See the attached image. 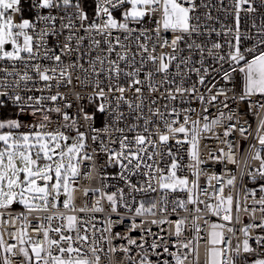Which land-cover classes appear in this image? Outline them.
Wrapping results in <instances>:
<instances>
[{
    "label": "snow or ice",
    "instance_id": "obj_1",
    "mask_svg": "<svg viewBox=\"0 0 264 264\" xmlns=\"http://www.w3.org/2000/svg\"><path fill=\"white\" fill-rule=\"evenodd\" d=\"M94 9L93 18L90 19L89 13L84 9L83 0H30L29 8L36 10L37 20L43 22L44 28H42L38 34V37L30 33V29L36 28V23L32 20L21 17L20 22H16L13 15L10 13L22 14L23 12V0H0V61H7L12 64V71L0 69L3 75H0V88L5 89L0 91V98H7L18 110L19 114L31 115L32 117L40 116L37 123L28 125L29 131H18L22 124L18 118H4L0 119V209H8L14 202L22 204L28 214L35 212L47 213L49 208H56L58 206L59 198L64 195L66 199L63 200V207L70 211H75V205L73 203V184L81 176V168L85 169L84 177L89 178L90 164H86V161H92L93 156L85 151L86 137L85 133L79 130L78 120L75 117H70L67 112H64L61 107H46V101L56 102L65 99V94L57 91L51 95H21L16 92L15 89H19L23 86L26 91H44V89H50L52 82H55L57 88L71 87L73 76L72 72L79 69L81 76H76V80L81 86L91 83L94 89H97L89 100L94 98H100L104 103H99L97 111L103 113L106 109V104L111 94L115 100V107L112 109L114 113L112 125H105L103 131H108L109 127H112L114 131L121 134L119 140V151L110 149L106 145H101V150L108 152V163L118 164L120 168L119 176L122 180L126 181L128 187L132 192H156L158 188L162 193L160 196L161 212L168 210L167 195L169 192L184 191L188 193L187 199L173 201L172 212H175L177 208L184 211L188 210V206H193L194 212H199L201 209L198 207L203 201L199 199L197 193L199 172L193 167V175L197 177L196 180L191 182L189 186V180L187 177H180L177 175V170L180 168V164L177 162L171 149H168L167 155L172 157L170 167L165 174L164 169H157L154 164H148V160H152L158 153L155 151L157 147V140L153 139L156 133H160L158 136V142L162 146H167L170 139L176 138L179 134H183L184 139H176L177 144L187 143L190 145L189 155L195 164H200L199 159V137L201 131H210L211 127L208 123H204L202 129L198 126L199 121H191V127H188L190 121L188 116H184L183 123L179 122V113L175 108H172L171 114L177 118L171 121L165 119V114L160 112L159 108H155V100L151 101L149 106V112L153 116H159L162 124V129L155 127V121L150 117L143 115V109L145 107L144 100L146 99L142 95V85H146L150 93L159 91L157 87L154 75L155 73L164 74V79L160 81L161 85L175 84V80L168 79V72L172 62L179 59V63L176 64V68L179 72L181 65H188L190 58L182 57L178 58L175 54L161 53L156 56L155 50L157 44L161 48L171 47L173 53L178 50V45L185 39L187 34L189 37L194 33H199L200 25L198 21L200 16L195 15L197 10L196 0H93ZM255 0H233L235 9V33L233 39L235 43L229 42V52L227 57H219L220 60H230L235 67L232 68V72L239 71L244 75V90L243 95L240 96V100H247L248 98L259 95L264 98V51H258L257 45H264V19H262L261 25L258 28V36L256 37L257 44L253 48L245 49L241 52V34H240V13L243 9L246 12L253 13L257 11V7L253 4ZM128 5L129 7H125ZM247 5L245 8L244 6ZM202 7H208L207 4H201ZM259 7H264V0H259ZM40 10H47L46 15H41ZM53 10H59L62 15H53ZM120 12L121 19H118L114 13ZM160 13V19L155 21V37L148 35V30L142 29L139 35L135 36L136 47L140 50L139 67L136 66V53H129V45L125 41L129 40L132 34L136 31L131 28L130 24L143 23L146 17H153L155 13ZM205 15H208L207 13ZM210 18V17H209ZM98 20H102V23H98ZM57 21H59V29H57ZM197 21V23H193ZM77 24L79 29L83 30L85 36H77ZM253 27H257L255 23ZM67 31L65 37V43L60 47L57 41L56 47L60 48V54H57L55 48H49L46 38L49 35L59 36ZM114 31H121L125 33L123 41L119 35L114 36ZM171 32L173 36L171 40L167 37H162L161 32ZM212 31H215L213 29ZM228 31H232L229 29ZM100 36L102 39H96L93 35ZM176 33H180L176 35ZM227 34V33H226ZM141 37L144 38V42H141ZM89 39V51L77 56L75 61L64 64L62 57L66 54L71 57L74 52H80V45L85 40ZM76 41V46L73 48L72 41ZM152 40L151 48L149 51L148 41ZM107 45L106 48H101V43ZM11 46L10 50L6 46ZM116 46H119L122 51H116ZM189 50H199L203 53L204 48L196 44L193 40L192 43L187 45ZM43 48V52L40 49ZM221 44L213 43L212 49H220ZM92 50H99L101 54H97L94 57L90 55ZM182 51V50H180ZM211 52V50H209ZM115 53L116 59H111V55ZM247 54L251 55V59L247 58ZM146 54V55H145ZM83 55H89L88 67L85 68L79 61ZM38 57L52 61L51 66H42L40 63H30L37 60ZM20 62L24 66L23 71L16 69V63ZM121 62L130 67L131 70L125 71L121 67ZM203 57L201 58V63ZM151 63L154 71H149L144 74V78L140 79V73L145 66ZM39 81L44 82L43 89L35 88V80L33 75ZM192 71L200 72L199 68H192ZM204 72L207 73L208 69L205 68ZM93 77L90 81L89 77ZM9 77H15V79L9 80ZM103 77V79H101ZM125 78L130 81L127 87L120 83L121 78ZM225 81L231 80V74L225 72L223 75ZM106 81V83H105ZM33 84L32 88H29V83ZM205 77L200 76L199 83L204 84ZM183 77H181V84L169 90L164 88L165 99L176 100L177 94L183 96L185 93L195 94L197 89L195 84L190 88L183 87ZM104 85L103 87L101 85ZM107 88V91H105ZM11 90V91H9ZM134 90L139 99V103H133L125 97V92ZM211 91V89H209ZM80 95L77 93V99H80ZM201 102L204 101L203 95L196 97ZM227 98V97H226ZM217 96L213 95L210 98L209 103L216 101ZM121 103L128 104L130 110L133 113H138L134 116V119L139 121L143 120V125L136 123L128 126V132H135L136 134L129 138L124 135L125 128L115 127V125L123 121L125 116L119 112V106ZM65 108H71V103H66ZM164 107H167L166 105ZM227 107V105H225ZM5 108V100L0 99V109ZM31 111H28V110ZM264 109V102L256 101L249 103V110ZM83 111V109H80ZM185 112L190 111L185 109ZM207 111V109H205ZM52 112L62 113L63 123L60 124V128L49 131L46 130L51 123ZM255 115H259V112H254ZM223 115V113H221ZM83 119L90 121L93 119L92 115L87 112L84 113ZM206 120L207 117H204ZM233 116L227 117L228 121H232ZM218 123L217 120H213L212 124ZM152 124L151 131L149 125ZM179 124V126H176ZM142 127V131L137 132V128ZM75 129V137L66 135L65 131L60 129ZM7 129V131H5ZM260 129H264V117H261L260 123L257 127V134L255 139L257 144H252L249 149V155L254 160L260 161L259 168L254 172L249 173L250 179L256 181L258 179H264V135H260ZM237 131L235 124H229L223 131L225 138L232 135ZM241 136H245L247 133L251 135L248 128L240 127L238 129ZM147 133V135H145ZM190 137V138H189ZM245 138H247L245 136ZM93 141L99 139L98 132L92 136ZM73 141L68 143V141ZM223 143L228 144L229 151L223 152L220 157H213L211 153L209 156L213 159L220 161L227 160L229 163L235 164L236 159L231 151L232 143L227 139ZM148 145H151L152 151L149 152ZM255 149L252 154L251 149ZM43 162V163H41ZM147 169V171H143ZM157 171H159V178L157 179ZM141 175L147 177L144 181L146 186H137L131 182V177ZM243 176V174H241ZM216 179L220 181L222 178L217 176H209L208 182L211 185V181ZM42 181L43 184L38 183ZM236 181V176H231L227 180L229 186L233 185ZM257 189H250L249 195L253 197L256 195ZM259 191L264 192V184H260ZM88 192H99V189H86L85 195ZM224 184H220L221 195L217 196V204L215 206L209 205V209L214 215L220 216L225 222L231 223L232 217V203L233 197L223 195ZM119 194V196H118ZM102 198H106L109 202V206L112 213H116L119 206L124 207L128 211H132L131 204L124 199V190L118 189L117 192L108 194L104 193ZM132 202L135 201V197H132ZM255 204L261 206L260 211L264 212V196H261L259 200L254 201ZM99 200L96 201L92 208L82 207L80 212H103L104 208L99 206ZM156 201H150L147 206L144 201H139L135 207L134 214L136 217H144L146 215H155L154 209H156ZM237 213L240 210L239 201L236 204ZM247 211L248 209L245 208ZM255 208L252 209L254 214ZM4 215L0 212V218ZM14 219L27 220V216L24 213H20ZM198 217L194 216L192 220L193 228L196 233L200 232L199 226L196 224ZM239 222V215L236 217ZM56 220L59 223L55 227H52V222ZM117 223L116 221H109V227L105 229V232L111 233V225ZM144 221H141L143 224ZM152 224H164L169 223L167 220L150 221ZM176 237H179L183 232L184 219L176 220L175 222ZM29 225L25 224L18 231V233H9V236L16 240L17 243H7L3 234H0V264H12L11 257L16 256V249L19 247V253L24 257V264H100L101 252L105 250L101 247L100 240H107L110 242L111 236H101V238L94 239L88 234V228L86 222L78 218L75 215H64L63 213H57L54 215H46L43 218H38L35 226V232L37 235L42 233L43 240L35 241L28 235ZM94 227V226H93ZM138 225L133 221L130 225V230L137 229ZM226 227L224 223H213L211 225V231L207 237V264H236V257L241 255V251L244 254L256 253L257 249L264 250V235H258L254 237L256 248H253L249 243V232L251 229L259 228L264 230V221L260 224H248L241 230L244 233L245 239L241 245L237 244L232 246L230 238L226 240L223 229ZM228 232H235L234 228H227ZM144 235L141 237V243H137V240L127 238V246L119 245L112 246L107 249L105 256L109 253L127 254L131 251L130 246H135L143 249L144 245L148 243L145 236H153L150 228H144ZM50 233H55L58 238H54ZM67 233V234H66ZM74 233V235H73ZM116 238L125 239L120 233H116ZM196 239V238H194ZM199 239H203L199 237ZM185 249L194 251L193 240H188L181 245ZM148 247L153 250L157 257L162 254L156 252L157 248L161 245L157 244L154 240L148 244ZM163 253H167L175 261V264H184L187 256H181L177 252H169L167 246H163ZM224 257H228L224 259ZM129 264H135V261L131 256H128ZM139 264H170L167 259L153 261L147 254H142L139 260ZM245 264H264V251H262L257 257L250 262L245 259Z\"/></svg>",
    "mask_w": 264,
    "mask_h": 264
},
{
    "label": "built area",
    "instance_id": "obj_2",
    "mask_svg": "<svg viewBox=\"0 0 264 264\" xmlns=\"http://www.w3.org/2000/svg\"><path fill=\"white\" fill-rule=\"evenodd\" d=\"M27 9L23 5L22 14L10 13L13 15L14 20L18 23L21 20V17L32 20L36 23L35 29H30L29 32L35 34L38 37V34L42 28H44L43 22L37 20L36 18V10L30 9L29 4L30 0H27ZM198 5L195 15L200 16V20L198 21L200 25L199 33L192 34L189 37L187 34L185 35V39L180 42L178 45V50L173 53L171 47L161 48L159 44H157L155 55L159 56L162 52L168 54H175L178 58L187 57L190 58L188 61V65H181V68L178 72L176 68V64L179 63V59L177 61L172 62L168 72V79L175 80V84H164L161 85L160 81L164 79V74L155 73L154 78L159 88V91L155 93H150L146 85H142V95L146 99L144 100L145 107L143 109V115L146 117H150L151 120L155 121V127L162 129V124L159 116H153L151 112H149V106L151 105V101L155 100V108H159L160 112L165 114V119L171 121L176 119L177 117L171 114L172 108L176 109V112L179 113V122L183 123L184 116L189 117V125L191 127V121H199V127L202 129L204 123H208L211 127L210 131H201L199 137V159L201 160L200 164H195L189 155L190 145L187 143L177 144L176 139L183 140V134H179L176 138L170 139L167 146H162L158 142V136L160 133H156L153 136L154 140H157V147L155 151L158 153L152 160H148L146 158V162L148 164H154V167L157 169H164L165 174L167 173L172 157L167 155L168 149H171L173 156L177 159V162L180 164V168L177 170V175L180 177H187L189 180V186H191V182L196 180L197 177L193 175V167L199 172L198 178V188L197 193L199 195V199L203 201L202 204H199L198 207L201 209L199 212L193 211V206L189 205L188 210L184 211L182 209L177 208L175 212H172L173 201L175 200H186L188 193L184 191H176L169 192L167 195L168 200V210L166 212H161V204H160V196L161 192L158 188V184L156 185V192H132L128 187L126 181L122 180L119 176L120 168L118 164H109L108 157L109 153L101 150V145H106L110 149H115L119 151V140L121 138V134L113 130L112 127H109L108 131H103L105 125H112V120L114 113L112 109L115 107V100L112 95H109V100L106 104V111L101 113L97 111V107L99 103H104V101L100 98H94L93 100H89V96H91L97 89H94L91 83L87 85L81 86L79 82L76 80V76H83L79 69H76L72 72L73 81L71 87H60L57 88L55 82H52V87L50 89H44V91H26L23 86L19 89H15L16 92L21 95H51L55 94L57 91L65 94L64 100H57L56 102L46 101V107H56L59 106L62 108L64 112H67L70 117H75L78 120L79 130L85 133L86 144L87 147L85 149L86 152L93 156L92 161H86L84 163L90 164V173L89 178L84 177L85 169L81 168V176L75 181L73 184L74 192H73V203L75 205V211H70L63 207V200L65 199L64 195L62 196V200L59 198L58 206L56 208H49L47 213L44 212H35L32 214H28L25 208L21 205L18 206H10L8 209H0V212H3L4 215L0 218V234H3V238L7 243H17L16 240L12 239L9 236V233H18V231L22 228L23 225L28 224L29 227L27 229L28 235L33 238L35 241H42L43 235H37L35 232V226L38 218H43L46 215H54L57 213H63L64 215H75L78 218L82 219L86 222V227L88 228V234L92 236L94 239H100L101 236H111L110 242L107 240H100L101 247L107 252V249L112 246L125 245L127 246V238L137 240V243H141V237L144 235V228H150L153 236H145L148 243L144 245V248H138L135 246H130L131 251L127 254L119 253L112 254L109 253L108 256H105V252H101V260L100 264H129L128 256H131L135 261V264H139V260L142 254H147L150 259L153 261L167 259L170 261V264H175V261L172 259L170 255L167 253H163V246H167L169 248V252H179L181 256H187L184 264H207L208 256H207V237L209 232L211 231V225L213 223H224L226 227L223 229L226 240L228 238L232 241V246L235 247L237 244L241 245L245 239L243 231H241L245 225L248 224H260L264 221V212L260 211L261 206L259 204H255L254 201L259 200L261 196H264V192L259 191L260 184H264V179H258L253 181L249 177V173L254 172L259 168L260 161L254 160L249 155V149L252 144H257L258 141L255 139L257 134V127L260 123L261 117H264V109H253L249 110V103H254L256 101L264 102V98L259 95H254L247 100H240V96L243 95V75L239 71L232 72V68L235 65L232 64L230 60H220L219 57H227L229 52V42L235 43L233 36L235 33V9L233 0H196ZM201 4H207L208 7H202ZM84 9L89 13L90 19L93 18L94 13V3L93 0H83ZM254 7H257V11L253 13H249L241 10L240 13V34H241V52H244L245 49L253 48L254 45L257 44L256 37L258 36V28L261 25L262 19H264V7H259V0H255L253 4ZM125 7H129L125 5ZM245 8L247 5L244 6ZM208 15H205V14ZM41 15H46L47 10H40ZM53 15H62L63 13L59 10H53ZM114 15L121 19L120 12H115ZM210 17V18H209ZM160 19V13H155L153 17H146L143 23L130 24L131 28H134L136 31L132 34L129 40L125 41L129 45V53H136V66L139 67V61L141 59L139 53L140 50L136 47L135 36L139 35L142 29L148 30V35L150 37H155V21ZM98 23H102V20H98ZM193 23H197V21H193ZM257 27H253V24ZM57 29H59V21H57ZM215 29V31H212ZM231 29L232 31H228ZM227 33V34H226ZM67 31L65 30L63 34L59 36L49 35L46 38L48 47L55 48L57 54H60V48L56 47L57 41L59 42L60 47L65 43V37L67 36ZM77 36H85L83 30L79 29V24H77ZM180 33H176L179 35ZM96 39H102L100 36L95 35ZM113 35H119L121 40L123 41L125 33L121 31H114ZM162 37H167L171 40L173 33L171 32H161ZM195 41L196 44L201 45L204 48L203 53L199 50H189L187 45ZM141 42H144V38L141 37ZM152 40L148 41L149 43V51L152 50L151 44ZM73 48L76 46V41L71 42ZM89 39H85L80 45V52H74L71 57H68L66 54L62 57L63 63L68 64L77 59V56L89 51ZM213 43L221 44L220 49H212ZM11 47V46H10ZM107 45L101 43V48H106ZM10 49V48H8ZM258 51H264V45H257ZM182 50V51H180ZM211 50V52L209 51ZM116 51H122L119 46H116ZM40 52H43V48L40 49ZM97 54H101L99 50H92L90 52L91 56H95ZM146 55V54H145ZM247 58L251 59V55L247 54ZM203 57V62L201 63V58ZM111 59H116L115 53H113L110 57ZM89 55H83L82 59H80V63L84 65L85 68L88 67ZM30 63H40L42 66H51L53 64L52 61L43 59L38 57L37 60L31 61ZM121 67L125 69V71L131 70L130 67L121 62ZM7 69L8 71H12V64L7 61H0V69ZM192 68H199L200 72L192 71ZM207 68L208 72L205 73L204 69ZM16 69L19 71L24 70V66L22 63H16ZM35 80V88L43 89L44 82L39 81L38 78L35 77V73L31 72ZM149 71H154L151 63L143 68L140 73L139 78L143 79L144 74ZM225 72H229L231 74V80L225 81L223 79V75ZM0 75H3L0 72ZM200 76L205 77L204 84L199 83ZM181 77H183L184 83L183 87L190 88L193 84L197 89L196 93H185L183 96L177 94L176 100H168L165 99L164 88H168L171 90L172 88L179 86L181 84ZM15 79V77H9V80ZM93 77H89L91 81ZM103 79V77H101ZM106 83V81H105ZM120 83L127 87L130 83L129 80L125 78H121ZM104 86L103 84L101 85ZM33 84L29 83V88H32ZM211 89V91H209ZM5 89L0 88V91H4ZM11 91V90H9ZM107 91V88H105ZM77 93L80 95V99H77ZM125 97L133 102L139 103V99L137 98V94L134 90L126 91ZM203 95L204 101L201 102L196 97ZM216 95L217 100L209 103L211 96ZM227 97V98H226ZM5 100V104H9L12 106L11 102L7 100V98H0ZM66 103H71V108H65L64 105ZM167 107H164V106ZM227 105V107H225ZM14 107V106H13ZM83 109V111H80ZM185 109H189L190 111L185 112ZM207 109V111H205ZM28 111H31L30 109ZM119 112L123 113L125 119L123 121L118 122L115 127L125 128L124 135L129 136L131 138L136 133L128 132L127 128L131 124L143 125V120H135L134 116L138 113H133L128 104L121 103L118 109ZM258 111L259 115H255L254 112ZM87 112L89 115L93 116V119L90 121H85L83 119L84 113ZM223 113V115H221ZM229 115L233 116L232 121H228L227 117ZM51 123L49 124L46 130L54 131L60 128V124L63 123L62 113L58 114L52 112ZM204 117H207L205 120ZM22 124L20 129L29 131L28 125L35 124L39 121L40 116L32 117L31 115L19 114L17 110V116ZM213 120H217L218 123L212 124ZM229 124H235L237 131H235L232 135L225 138L223 136L224 129ZM152 124L149 125V130L151 131ZM176 126H179L177 124ZM240 127H245L249 129L251 135L247 133L245 136H241L238 129ZM65 131L66 135L75 136V129H60ZM142 127L137 128V132L142 131ZM98 132L99 139L93 141L92 136ZM260 135H264V129H260ZM147 135V133H145ZM190 138V137H189ZM227 139L232 143V153L234 158L236 159V163H229L227 160L220 161L218 159H213L209 156V153L212 154L213 157H220L222 153L220 152L223 149V152H228V144L223 143V141ZM148 150L151 152L153 149L151 145H148ZM252 154H254L255 149H251ZM264 155V153H262ZM143 171H147V169H143ZM243 174V176L241 175ZM236 176V181L233 185L229 186L227 184V180L231 176ZM209 176H217L221 177L220 181L213 179L211 181V185H209L208 177ZM159 178V171H157V179ZM147 177L136 175L131 177V182L137 184V186H146L144 185V181ZM38 183L43 184L42 181H38ZM224 184V192L223 195L225 197L232 196V221L231 223L225 222L221 219L220 216L214 215L212 211L209 209V205L215 206L217 204L216 197L221 195L220 193V184ZM86 189H99V192L93 193L88 192L85 195ZM118 189L124 190V199L131 204L132 211H128L122 206L118 207L116 213H112L109 202L106 198H102L104 193H114L117 192ZM250 189H257L256 195L253 197L248 194ZM119 196V194H118ZM135 197V201L137 203L132 202V197ZM99 200L100 207L104 208L103 212H80L79 209L82 207L92 208L96 201ZM139 201H144L146 206L150 201H156L157 207L154 209L155 215H146L144 217H136L134 214L135 207L137 206ZM239 201L240 210L237 213L236 204ZM245 208L248 210L246 211ZM255 208L256 211L253 214L252 209ZM20 213H24L27 216L26 221H22L21 219H14ZM237 215H239V222H237ZM196 216L198 219L196 220V224L200 228V232L196 233L193 228L192 220L193 217ZM116 221L111 225V233L105 232L104 230L109 227V221ZM179 219H184L185 223L183 225V232L179 237L174 235L175 233V221ZM144 221L141 224V221ZM156 220H167L169 223L164 224H152L150 221ZM135 221L138 225L137 229L130 230L131 223ZM59 223L54 220L52 222V227H55ZM94 226V227H93ZM234 228L235 232H228L227 228ZM116 233H120L122 237H126L125 239L116 238ZM67 234V233H66ZM54 238H58L55 233H50ZM74 235V233H73ZM258 235H264V230L259 228L251 229L249 232V243L253 248H256V244L254 241V237ZM202 237L203 239H199ZM196 238V239H194ZM155 241L157 244L161 245L160 248H157L155 251L161 253L160 257H157L153 250L148 247V244ZM188 240H193V248L194 251L185 249L181 245L186 243ZM262 249H257L256 253L252 254H244L241 251V255L236 257V264H245V259L248 262L255 259L257 255H259ZM16 256L11 257L12 264H24V257L19 253V247L16 249ZM228 257H224L227 259Z\"/></svg>",
    "mask_w": 264,
    "mask_h": 264
},
{
    "label": "trees",
    "instance_id": "obj_3",
    "mask_svg": "<svg viewBox=\"0 0 264 264\" xmlns=\"http://www.w3.org/2000/svg\"><path fill=\"white\" fill-rule=\"evenodd\" d=\"M27 0H23V5L27 9ZM17 109L9 104H5V108L0 109V119L4 118H16ZM7 129H5L6 131ZM19 204H15L13 206H18Z\"/></svg>",
    "mask_w": 264,
    "mask_h": 264
},
{
    "label": "rangeland",
    "instance_id": "obj_4",
    "mask_svg": "<svg viewBox=\"0 0 264 264\" xmlns=\"http://www.w3.org/2000/svg\"><path fill=\"white\" fill-rule=\"evenodd\" d=\"M10 50V49H9ZM242 75H243V73H242ZM243 88H244V75H243ZM7 131V130H6ZM18 131H20V132H27L26 130H23V129H19ZM75 137V136H74ZM73 141H71V143H72ZM70 144V143H69ZM41 163H43V162H41ZM65 199H66V197H65ZM15 204H19V205H21V206H23L22 204H20L19 202H14L13 203V205H15ZM13 205H11V206H13ZM24 207V206H23Z\"/></svg>",
    "mask_w": 264,
    "mask_h": 264
},
{
    "label": "water",
    "instance_id": "obj_5",
    "mask_svg": "<svg viewBox=\"0 0 264 264\" xmlns=\"http://www.w3.org/2000/svg\"><path fill=\"white\" fill-rule=\"evenodd\" d=\"M7 48H10V45L9 46H6ZM68 143H71V140L70 141H68ZM61 200H62V196H61V198H60Z\"/></svg>",
    "mask_w": 264,
    "mask_h": 264
}]
</instances>
